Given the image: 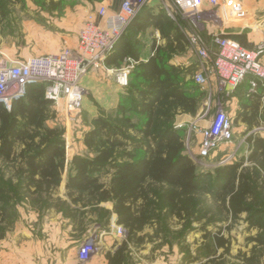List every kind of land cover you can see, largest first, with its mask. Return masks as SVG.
<instances>
[{
	"label": "trees",
	"instance_id": "trees-1",
	"mask_svg": "<svg viewBox=\"0 0 264 264\" xmlns=\"http://www.w3.org/2000/svg\"><path fill=\"white\" fill-rule=\"evenodd\" d=\"M20 1L0 0V15ZM149 28L159 30L167 44L154 40L153 54L143 59V36ZM187 44L186 35L163 8L145 5L141 9L106 59V65L119 67L125 59L137 61L115 116L102 110L93 119L84 136L92 155L76 154L68 164L66 189L72 203L87 198L100 212V229L109 230L115 212L117 222L127 230L120 247L106 253L108 264H126L130 244L144 242L142 232L147 226L167 225L175 216L186 222L184 234L194 230L193 221L202 217L195 211L201 192L216 198L217 212L231 214L233 220L246 212L249 225L260 229L255 240L264 244V137L251 133L246 139L248 155L210 172L199 171L185 153L186 129L176 127L175 118L179 113L196 115L206 96L189 76L193 65L171 62L173 54ZM46 88V82L29 83L25 95L13 99L10 108L0 102V162L14 168L12 177L0 172V217L17 210L25 194L35 196L40 209L54 205L64 216L68 214V201H53L66 167V139L61 125L49 124L57 113ZM249 117L251 122L253 114ZM245 161L252 167H244ZM106 173L112 175L108 184L100 179ZM14 197L17 203L12 202ZM104 201L113 202V210L100 207ZM5 235L6 228L0 227V238ZM185 248L183 263L194 260Z\"/></svg>",
	"mask_w": 264,
	"mask_h": 264
},
{
	"label": "built area",
	"instance_id": "built-area-1",
	"mask_svg": "<svg viewBox=\"0 0 264 264\" xmlns=\"http://www.w3.org/2000/svg\"><path fill=\"white\" fill-rule=\"evenodd\" d=\"M114 1L119 2L118 8L113 9ZM145 5L163 8L186 35L187 45L197 56V69L191 72L190 78L203 88L216 83L217 90L221 92L223 101L217 103L214 115H210L207 107L198 112L194 122L177 125L178 128H187L188 138L199 137L196 153L199 160L215 156L234 140L233 118L227 111L225 97L230 96L249 76L252 77L250 93L257 92L259 82L264 85V39L255 47L247 48L227 36L221 28L228 20L221 0H105L95 12L88 13L76 48L65 45L57 53L27 58H13L0 53V102L10 108L13 99L25 95L27 84L46 82V97L55 104L64 99L66 114L73 120L83 110L87 94L83 85L85 76L93 69L106 67L107 57ZM207 30L211 36L210 43L203 36ZM156 35L157 38L162 37L159 30ZM136 63L128 58L115 70L121 87L128 86ZM232 156H226L220 164ZM106 232L109 231L97 227L86 236L78 249L81 262L89 261L102 250V236ZM116 234L126 237L127 230L119 225Z\"/></svg>",
	"mask_w": 264,
	"mask_h": 264
},
{
	"label": "crops",
	"instance_id": "crops-1",
	"mask_svg": "<svg viewBox=\"0 0 264 264\" xmlns=\"http://www.w3.org/2000/svg\"><path fill=\"white\" fill-rule=\"evenodd\" d=\"M25 1L33 2V0ZM229 1H236L240 4V6L230 7L231 15H237L240 19L234 23H226L221 28L227 36L236 39L245 47H255L256 44L264 39V16L259 17L257 15L260 10L250 6L251 2L247 4L241 0ZM20 3L21 1L15 2L11 6H16ZM85 3L87 4V1ZM113 7V9L118 8L119 2L114 1ZM81 27H77L76 31L81 29ZM79 32H76L77 34H67L64 37V42L61 37H54L51 33H46V35L35 39L37 43L35 45L14 46L12 48L2 47L0 53L13 58H27L32 56L31 52L35 51L44 52L33 55L57 53L65 45L76 48ZM149 33H152L150 38L156 40L157 44H162L166 41L165 38H157V29L155 28H149L146 35ZM150 38L148 41H143V59L149 57L153 52L154 40ZM117 68L119 66L106 65V67L91 70L85 76L83 85L87 94L84 99L83 110H86L92 116L97 114L98 106L104 108L116 107L120 95L125 91V88L121 87L116 80L115 70ZM251 80L252 77H247L233 94L231 93L226 98V108L233 118V123L234 121L239 122L236 127L233 124L234 135L236 133H244L246 138L251 133L258 134L260 131L259 127L264 128V85H260L256 93H250ZM54 108L59 115L63 116L66 113L64 99L55 104ZM250 114H253L251 122L248 120L250 119ZM261 136L264 137L263 132ZM83 143L81 142L79 147L85 151L87 147ZM67 144L66 167L61 184L56 190V193L59 190L63 200H69L66 194L68 164L75 153L79 152L76 145L71 143L70 140ZM111 176L109 179H111ZM99 206L113 210V202L111 201L101 202ZM20 212V217L16 220L13 230L5 237L0 238V264H108L106 253H114L126 238L116 234L117 226L121 224L117 222V214L113 212L110 218L109 232L104 233L102 236V250L89 261L81 262L78 249L86 237L82 239L70 237L72 223H68L69 220L66 217L64 218L56 207L46 211L42 217H40L39 211L29 210L25 204L20 206ZM246 216L247 213L243 212L233 221L231 214H229L228 220L223 222H215L213 220L211 221L213 224L203 225L192 231V237L189 239V242L192 243H189L188 247L194 260L184 263V253L181 250L178 248L173 249V256L167 255L163 247L154 252L152 251V243H146L147 237H145L142 244L146 260H144L143 264H264V244L259 245L255 240L260 233V229L251 227L246 220ZM174 218L179 220L175 216ZM97 227L99 228V225ZM149 227L151 226H147L144 229L143 235L149 233ZM90 232L89 229L84 236H87ZM207 233L208 236L206 237ZM218 241L222 243L219 244ZM130 248H133L132 244H130ZM251 258L254 261L250 260Z\"/></svg>",
	"mask_w": 264,
	"mask_h": 264
},
{
	"label": "rangeland",
	"instance_id": "rangeland-1",
	"mask_svg": "<svg viewBox=\"0 0 264 264\" xmlns=\"http://www.w3.org/2000/svg\"><path fill=\"white\" fill-rule=\"evenodd\" d=\"M87 1V4L85 3ZM33 0V2H26L23 0L19 5L16 6H8V10L6 13L0 15V49L8 47H23L28 45L37 44L35 39L39 36L46 35V33H51L54 37H61L64 42V37L67 34H77L79 32L76 31L77 27L82 26L84 24L86 17L89 12H95L97 7L101 5L105 0L102 1H88V0ZM254 8L260 10L257 12L259 17L264 16V0H250L244 1ZM223 8L225 9L228 20L227 23L237 22L240 18L239 16H232L230 13V7L240 6L236 1L229 0H221ZM83 7V8H82ZM223 9V10H224ZM225 13V14H226ZM258 17V18H259ZM260 19V18H259ZM73 30V31H72ZM77 32V33H76ZM152 34V33H151ZM150 33L148 35L143 36V41H148L150 38ZM203 36L210 43L211 36L206 31L203 32ZM151 39V38H150ZM154 40V39H151ZM62 41V40H61ZM167 40L161 45H166ZM63 46V44H62ZM44 51H35L30 54H38L43 53ZM29 54V55H30ZM197 59L195 51H193L187 45L183 51L179 50L177 53H174L171 59V62L174 64L180 65L182 67H188L193 65L195 71L197 68L195 66V61ZM215 84V86H213ZM212 84L209 88H203L206 91V96L203 98L202 109H206L208 107L210 115H214L217 110L218 102L223 101V97L221 92L217 90L216 83ZM227 98V97H225ZM92 99V98H90ZM208 103V104H207ZM105 110L106 113H111L112 116H115V106L110 108H104L98 106V111L95 116H92L86 110H82L81 113L74 117L73 120L69 119L68 115L65 113L63 116L59 115L58 112L56 115V119H51L49 121L50 125H54L56 122L58 125H61L64 128V137L66 139V150L68 147V141L76 145L77 151L76 154L83 155H92L88 150H81L79 145L81 142H84L85 133L91 128L93 119L100 115L101 111ZM198 114V113H197ZM196 114V115H197ZM196 115L179 113L175 118V126L179 123H190L194 122ZM137 119V117H135ZM234 121V126H238ZM185 128V153L194 161L199 171L202 172H210L213 171L218 165H220V160L225 158L226 156L233 154V156L229 159L236 160L240 159L248 155L249 150L246 143V137L244 133H236L234 136V140L229 146L225 145L221 150L217 152L215 156H212L209 159H204L203 161L199 160L196 153L198 152L199 145V137L191 136L187 137V128ZM234 130V129H233ZM264 133V129L260 130L258 135ZM250 135V134H249ZM247 135V136H249ZM67 137H69L67 139ZM84 144V143H83ZM21 148L20 145L16 147V151H19ZM228 160V161H229ZM205 161V162H204ZM227 162V161H226ZM205 163V164H204ZM225 163V162H224ZM223 164V163H222ZM252 163L249 161L244 162V167L251 168ZM0 172L4 175L5 178L14 176V168L9 166H5L0 162ZM64 174V173H63ZM1 175V174H0ZM111 173H106L101 175V181L104 184H108L110 181ZM60 186V185H59ZM58 189V188H57ZM67 194V193H66ZM65 194V195H66ZM68 197V195H67ZM24 201L20 204L19 200L15 197L14 201L17 204V210L10 211L6 214V216L0 217V227L6 228V235L13 230L16 220L20 217V206L26 205V208L29 210L34 209L39 211L40 217H42L46 211H50L51 208L55 207L51 206L48 210L40 209L39 204H36L37 198L32 195L25 194L23 196ZM198 203L195 207L196 213H200L202 217L198 220L193 221L192 227L194 230L196 228H200L203 225L213 224L211 221L215 222H223L228 220V215L217 212L218 201L216 198L211 195L201 192L198 193ZM65 200L69 202L68 214L63 217L69 220L68 223H72L70 237H78L82 239L86 232L90 229L93 231L97 228L99 223H97V219L100 215V212L95 210L94 203L89 204L87 198L83 201L74 204L71 199ZM59 200H63L61 195L58 192L53 194V201L57 202ZM233 220V219H232ZM234 221V220H233ZM185 221L184 220H176L174 217L169 218L166 223L160 222L158 226L154 225L149 227V233L146 234V243H152V251H158L162 247L165 249V253L167 255L173 256V249L178 248L183 252V250H187L185 247L189 246V239L192 237V230L188 234H184L185 229ZM168 229V230H167ZM183 233V235H182ZM5 235V236H6ZM4 236V237H5ZM195 243V242H194ZM132 249L130 248L129 253L127 254L126 264H143L144 260H146L144 255L143 244L134 245L132 244ZM189 249V247H188ZM159 254V253H158ZM255 264V263H250Z\"/></svg>",
	"mask_w": 264,
	"mask_h": 264
}]
</instances>
